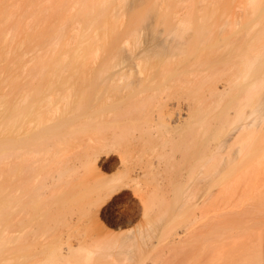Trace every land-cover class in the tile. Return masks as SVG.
Segmentation results:
<instances>
[{"label":"bare ground","instance_id":"obj_1","mask_svg":"<svg viewBox=\"0 0 264 264\" xmlns=\"http://www.w3.org/2000/svg\"><path fill=\"white\" fill-rule=\"evenodd\" d=\"M245 10L0 0V264H264V0Z\"/></svg>","mask_w":264,"mask_h":264},{"label":"rangeland","instance_id":"obj_2","mask_svg":"<svg viewBox=\"0 0 264 264\" xmlns=\"http://www.w3.org/2000/svg\"><path fill=\"white\" fill-rule=\"evenodd\" d=\"M23 1H24V3H26V0H23ZM247 1L248 0H219V5L221 7H224V8L227 9L228 14L231 16V18L233 17V18H239L240 20H243L245 14H246V10L245 9H246ZM240 3L245 8L238 7ZM2 76H3V78L6 77L5 74H3ZM6 88H7L6 86H3L2 89L0 90V92L2 93V91H5ZM112 154H113V156H117L118 152L117 153L113 152ZM109 162H110V164L114 165L115 159L113 160V158H107L106 159V164L109 163ZM105 169H107L108 171H111L109 167H106ZM124 191H125L126 194L124 193ZM126 191H128V192H126ZM118 193H117V199H118L117 203L119 204V206H123V205H127V206L130 205L131 206L133 204L132 201L134 202L136 200L135 197H132V195L134 193H136L135 189L133 187H126V188L122 189L121 191H119ZM119 195H121V196H119ZM133 196H135V194ZM137 212L135 213L136 216L134 214L132 219L130 218L131 221L128 218L121 219V221H122L121 222V226L123 227L124 230H127L129 228H135L141 222V220H142L141 213L138 212V214H137ZM102 219H105L104 215H102ZM139 219H140V221H139ZM255 219L258 221V223L254 224V226L251 227L252 235H251V238L249 240L250 241L253 240L254 242H257L258 244H262V246H264V213L260 214ZM245 237L246 236H243L242 238L240 237V239H243Z\"/></svg>","mask_w":264,"mask_h":264}]
</instances>
